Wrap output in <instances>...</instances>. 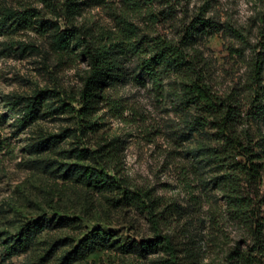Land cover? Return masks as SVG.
<instances>
[{"label": "rangeland", "instance_id": "rangeland-1", "mask_svg": "<svg viewBox=\"0 0 264 264\" xmlns=\"http://www.w3.org/2000/svg\"><path fill=\"white\" fill-rule=\"evenodd\" d=\"M131 4L87 0L76 25L121 36L126 18L135 27L134 44L143 50L156 38L186 43L211 90L240 108L237 129L248 132L264 164V119L246 116L259 99L257 60L264 86V0ZM6 9L35 10L37 17L28 28L0 24V264H264V169L261 183H243L241 192L253 200L249 212L229 203L221 186L227 172L208 152L218 144L216 131L198 127L199 113L182 103L184 72L162 71V86H156L143 69V55L127 54L123 76L104 89L91 111L93 126L86 128L81 110L87 58L75 51L74 59L61 62L52 47L51 23L64 27L66 19L57 18L46 0H0V22ZM39 93L46 97L41 117L18 125L19 115L8 104ZM114 101L121 105L117 111ZM100 148L111 153L107 166L94 154ZM80 152L87 157L79 158ZM104 171L124 179L132 191L151 194L160 232L144 205L124 202L118 185L86 181L85 173ZM36 221L49 222L19 247L22 230ZM98 230L105 236L96 249L63 263ZM157 233L170 246L135 248L157 241Z\"/></svg>", "mask_w": 264, "mask_h": 264}, {"label": "trees", "instance_id": "trees-1", "mask_svg": "<svg viewBox=\"0 0 264 264\" xmlns=\"http://www.w3.org/2000/svg\"><path fill=\"white\" fill-rule=\"evenodd\" d=\"M133 6H136V0ZM47 6L55 13L56 17L66 19L65 26H61L58 22H52L53 38L52 47L58 55L61 62L69 61L75 58V51L87 58L89 70L86 78L85 88L82 94L83 108L81 116L92 127L93 122L90 120L91 111L95 108L101 94L106 87H110L116 80L121 79V62L124 57L133 53L137 56L143 55V69L146 75L153 81L156 86H162V71L184 72V82L182 84V103L191 107L193 106L199 116L196 118L198 127L206 128L210 126L216 131L217 146L210 147L208 152L213 162L226 170V181L221 184L223 192L230 199L229 203H233L235 207L243 212H249L252 207L253 200L250 195L241 192L243 183H248L251 187L261 183V170L264 164L259 161L262 159L260 154L255 152L253 140L248 132H239L237 129L241 119L240 108L234 104L232 99L223 100L219 98L209 87L206 80L204 66H200V62L195 58H190L186 53L185 46L175 45L171 41L162 38H156L153 44H150L147 50H143L140 44H134L133 39L136 38L135 27L126 18H123V33L121 36H114L110 32L98 31L97 33L85 26L76 25L77 17L81 16L82 7L87 4V0H46ZM36 11L26 10L16 12L6 9L4 17L0 24H6L8 21L18 27L28 28L36 21ZM205 29L211 28L209 23H201ZM194 29V28H193ZM187 33V39L192 38L194 30ZM261 61L257 60L254 65V79L258 85L259 94L252 109L247 112L246 116L249 121L262 122L264 119V86L261 81L263 74ZM262 95V96H261ZM261 98V99H260ZM111 104V103H110ZM24 105L20 111L17 109ZM45 93L36 94L31 99L19 97L12 100L8 104V110L11 113L19 115L18 125L29 126L41 117V111L46 107ZM66 107V106H65ZM121 105L117 102L112 103V109L117 111ZM100 148L94 154L101 160L102 164L111 162L110 152L101 151ZM88 152H80L78 157L86 158ZM199 157V155H198ZM243 158L244 161L238 160ZM105 170L106 167H105ZM86 181L103 187H114L118 185V189L123 191V200L129 205H144L153 225L157 232L161 231V221L156 212V200L151 197L149 192L132 191L127 182L122 178H111L106 172L97 173L95 177L92 172L85 173ZM245 192V191H244ZM49 221H36L29 224L22 230L18 246L23 248L39 233L43 231ZM60 222V221H59ZM58 222V223H59ZM157 241L142 242L136 244L135 248L142 250L147 249L150 245L170 246L168 238H162L157 233ZM105 234L101 231L92 232L83 242L80 250L70 252L63 258V263H70L78 257L83 258L90 251L99 246V241ZM167 243V244H166Z\"/></svg>", "mask_w": 264, "mask_h": 264}]
</instances>
